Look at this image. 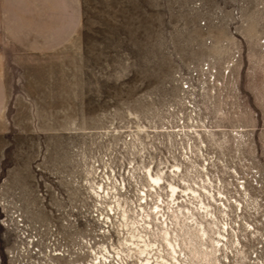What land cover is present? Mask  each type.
Returning <instances> with one entry per match:
<instances>
[{
  "label": "rangeland",
  "instance_id": "374dc122",
  "mask_svg": "<svg viewBox=\"0 0 264 264\" xmlns=\"http://www.w3.org/2000/svg\"><path fill=\"white\" fill-rule=\"evenodd\" d=\"M78 2L60 48L0 33V264H142L111 200L175 165L211 178L245 264H264V0Z\"/></svg>",
  "mask_w": 264,
  "mask_h": 264
},
{
  "label": "bare ground",
  "instance_id": "6f19581e",
  "mask_svg": "<svg viewBox=\"0 0 264 264\" xmlns=\"http://www.w3.org/2000/svg\"><path fill=\"white\" fill-rule=\"evenodd\" d=\"M177 171L178 165L170 174L161 170L153 173L149 167L138 171L144 181L138 189V201L131 205L119 199L114 184L110 186L116 191L111 200L116 207H111L110 213L117 217L122 235L120 251L141 259L142 264H245L235 228L221 219V215H229L231 203L226 204V196L210 177L193 186L179 174L182 171ZM175 175L180 183L171 181ZM96 187L104 194L91 186L100 199L108 194L103 184L98 182ZM217 201L220 205L216 207ZM104 251L101 257L105 263L110 250L104 247ZM230 254L235 257L231 263ZM95 258L102 264L98 255Z\"/></svg>",
  "mask_w": 264,
  "mask_h": 264
},
{
  "label": "crops",
  "instance_id": "0c3cea01",
  "mask_svg": "<svg viewBox=\"0 0 264 264\" xmlns=\"http://www.w3.org/2000/svg\"><path fill=\"white\" fill-rule=\"evenodd\" d=\"M79 24L78 0H0V33L14 47L30 53L60 48ZM4 96L0 74V111Z\"/></svg>",
  "mask_w": 264,
  "mask_h": 264
}]
</instances>
